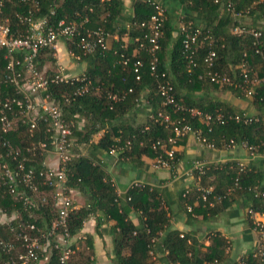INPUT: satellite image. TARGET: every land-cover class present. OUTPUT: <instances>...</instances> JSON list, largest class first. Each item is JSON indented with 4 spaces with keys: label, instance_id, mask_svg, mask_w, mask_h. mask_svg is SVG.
<instances>
[{
    "label": "trees",
    "instance_id": "16d2710c",
    "mask_svg": "<svg viewBox=\"0 0 264 264\" xmlns=\"http://www.w3.org/2000/svg\"><path fill=\"white\" fill-rule=\"evenodd\" d=\"M37 1L38 11L35 10L31 2L21 0L4 2L3 18L8 20V25L14 36L26 34L27 25L21 23L18 16L25 15L28 11L33 12L35 18L54 11V15L50 19L52 22L64 19L67 22L79 23L80 17L83 16L87 18V23L84 24L80 32H84L85 29H96L106 34L107 38L108 35H117V40L112 47L108 46L106 38V49H99L91 53H85L77 45V37L64 41L65 49L72 58L87 63V69L81 74L91 81V88L87 93L74 96L75 90L82 86L81 83L68 82L50 86L52 98L60 104L63 118L71 128V140L75 144L73 152L78 155L67 163L68 187L86 196L85 205L73 209L69 213L67 226L70 236L73 237L79 233L91 213L95 210H102L106 219L115 221L112 228L113 258L111 261L113 264H157L156 256L163 254H165V264H219L223 257L219 238L214 235L212 244L204 252H201L194 242H188V237L181 235L178 231H168L161 238L160 233L165 231L169 221L166 212L162 209L157 192L150 185H131L126 191L122 203L114 184L103 168L94 159L82 156L77 147L80 144H89L93 135L103 130L100 139L95 144H91L93 148L107 153L116 149L120 158L136 164H140L142 156H147L154 161L159 154H162V150L160 148L152 149V142L167 140L173 136L171 126L165 127V122L159 117V114H166L170 120L184 119L185 123L199 129L201 135L206 138L207 144L214 147L218 143L214 142L212 137L215 134L220 135L228 132V135L224 137L227 140L226 146L230 145V141L236 144L247 142L249 144L256 143L258 148L264 149V133L262 132L264 116L262 115L258 116L259 122L250 125L233 122L224 125L214 124L209 132L198 118L191 117L187 112L188 109L209 113L223 112V108L218 103L205 104L202 100L197 101L192 95L194 91H207L220 86L210 81L207 76L208 71L226 76L233 82L241 80L242 66L247 70L250 78L264 76V0H233L232 2L234 11L241 12L245 17L252 19L251 24L246 23L243 19L240 23L246 28L259 31L260 35L257 38L248 34L237 36L232 33V28L237 22L225 9V0H220L219 3H215V0H180L185 13H202L205 16V22L203 26H196L193 23H189V25L187 23L190 18L184 16L185 26L189 25L193 33L194 30H199L190 50L185 51L182 45L184 36L182 31L173 37V28L169 25V20L165 19L161 36L158 39L156 72H152L150 69L153 55L149 52L146 36L149 34L148 21L153 14L151 2L162 4L160 0H135L132 4V17L127 20H124L122 16L123 5L120 0ZM125 21H127V27L121 28L120 24ZM116 29H119V32H116ZM124 34L128 37L127 43L121 41ZM140 42L143 43L142 48L139 47ZM209 51H213L215 54L210 69L204 62ZM52 54H54L52 48L43 49L39 53L36 62L39 70L42 69L45 62L52 64L56 62L55 58L51 57ZM189 54H191V61L186 58ZM137 63L140 64L137 66L138 80L134 73ZM6 73V61L0 53V115L5 113L12 121L14 117H17L16 126L5 135V138L11 143L13 149L17 150V161H22L26 168L32 167L39 170L45 160L46 153L48 150H52L49 144L46 150L39 147L40 141L49 142L48 120L44 117H35L36 126L30 130L28 120H23L16 113L14 105L9 104L13 113L2 107L6 99L11 100L13 97H18L17 88L5 81ZM162 74L164 77L161 79L171 83L175 101L182 108L178 109L162 104L157 89L159 77ZM221 87L225 91L238 93L240 96L244 94L232 86L223 85ZM129 90L131 91L129 92ZM255 90L252 100L264 107L263 93L258 87ZM143 91H147L144 100L146 105L143 107L148 108L147 121L140 126L122 123L120 120L125 112L141 102L140 93ZM113 94L121 99L112 101L108 95ZM227 110L229 111L224 112L232 114L233 111ZM79 121H83L81 129L78 128ZM184 137L178 138L174 146L180 143ZM169 147L166 146V148ZM174 156L175 162L172 167L177 161L176 154ZM16 160L13 161L6 147L0 145V165L7 164L14 167ZM211 169L213 168L207 166L201 178L206 176ZM238 170L236 167L229 186L223 192L218 194L214 190L215 195L222 197L219 202L214 200L215 204H221L229 199L230 194H227V190L233 187L237 180L242 188L237 190L240 193H247L253 200V205L249 209L261 211L263 201L254 197L253 193L247 191L246 188L256 185L264 188L255 183L247 185L246 181L249 175H244L246 171L239 172ZM23 191V196L29 199L28 205L24 204L23 199H15V196L6 187L0 186V212L6 215L8 220L6 223H0V264H20L17 255L23 251L22 242L15 239V233L26 232L33 236H40V243L44 244L45 239L42 238V235L48 233L51 224L57 218L51 189L39 185L38 194H33L27 188ZM187 197L188 194L185 199ZM195 198L201 206H209L212 202L211 199L201 202L198 193ZM187 206L190 205L187 204L186 209ZM129 207L140 213L139 225H134L129 220L127 215ZM247 216L249 217L248 214ZM30 225H33L36 230H30L28 227ZM2 243L11 244L13 248L7 250L3 248ZM87 246L91 253L92 246L89 240ZM151 251L152 254H150ZM37 253L36 261L28 264H59L56 249L49 250L47 246L45 250L41 248ZM73 255L68 264H89L91 262L88 255L73 263L75 260ZM240 261L249 264L253 259L249 254L234 264H239Z\"/></svg>",
    "mask_w": 264,
    "mask_h": 264
},
{
    "label": "built area",
    "instance_id": "2783aa9c",
    "mask_svg": "<svg viewBox=\"0 0 264 264\" xmlns=\"http://www.w3.org/2000/svg\"><path fill=\"white\" fill-rule=\"evenodd\" d=\"M6 1L0 0V53H2L6 61L7 73L5 81L10 82L17 88L18 97H13L11 100L6 99L2 107L13 113L9 104L14 105L17 111L16 113L23 120H28L30 130H33L36 126L35 117H44L48 120L47 134L49 142L40 141L39 147L46 150L49 144L57 160L56 167L47 166L42 163V167L39 170L32 167L26 168L22 161H17V150H14L11 143L5 138V135L13 128L12 120L5 113L0 115V145L6 147L13 161H17L14 167H10L7 164L0 165V186L6 187L15 196V199H23L25 205L29 204V199L23 196V189L27 188L33 194H38L39 185L47 187L52 190V196L57 210L56 220L51 224L48 233L42 235V238L45 239L44 244L40 243V236H33L26 232L15 233V239L22 242L21 247L23 249L17 255V260L20 264H28L36 261L37 251L41 248L45 250L48 246L49 250L56 249L58 251L59 264H68V261L74 254V248L72 237L68 231L67 219L69 213L74 209V205L71 194L72 190L68 187L66 169L67 163L78 155L73 152V146L75 144L71 140V128L63 118L60 104L52 98L50 86L68 82L81 83L82 86L74 92V96H81L89 91L91 81L81 75L68 76L64 73L62 67H58L55 73L48 75L38 69L36 62L39 53L43 49H55L56 44L60 41L72 40L74 37H77V45L85 53H91L99 49L105 50L107 35L96 29H85L84 32H80L84 24L87 23V18L83 16L80 17L79 23L73 21L67 22L64 19L52 22L50 19L54 15V11H50L48 15H41L38 18L34 17L33 12L28 11L27 14L18 16L19 21L27 25L26 34L23 36H14L8 25V20L3 18L4 2ZM21 1L31 2L35 10H39L37 0ZM219 2L220 0H215V3ZM232 2L233 0H225L224 3L225 9L231 13L233 19L237 22L232 28V33L237 36L248 34L253 38H257L260 35L259 31L253 28H246L240 23L245 16L243 13L233 10ZM151 5L153 6V14L148 21L149 34L146 36V40L149 44V52L153 55L150 61V69L152 72H156L158 62L156 52L159 50L158 39L161 36L163 23L166 19V8L159 2L152 1ZM181 31L184 35L182 40L183 48L185 51H189L191 44L197 38L199 30L196 29L193 33L188 25L183 27ZM139 47L142 48L143 43L140 42ZM214 55L213 51H209L204 59L208 69L212 66ZM186 58L191 61V54ZM139 65L137 63L134 69L136 80L139 79L137 67ZM207 76L212 83L220 86H232L241 90L247 97H252L257 87L264 95V76L261 78H250L244 66L241 68V80L237 82H233L228 77L211 71L207 72ZM163 77V74L159 77L157 85L162 104L165 106L171 105L178 109L182 108L175 101L171 83L168 80H162L161 78ZM108 98L112 101L121 99L115 94L108 95ZM187 112L191 117L198 118L209 132L212 130L214 124L224 125L228 122H233L235 124L250 125L254 122H259L258 116H250L246 113L231 114L220 111L209 113L197 109H188ZM159 117L165 122V127L171 126L173 136L167 138V140L152 142V149L156 150L160 148L162 150V154H159L157 159L153 161V166L156 169H173L172 165L175 162L174 144L178 138L184 137L187 134H193L201 144L207 145L209 148H214L213 145L207 144L206 138L201 135L199 129L193 128L190 124L185 123L184 119L170 120L166 114H159ZM262 132L264 133V122ZM239 144L250 152H254L258 147L248 145L247 142H241ZM167 145L170 147L166 148ZM235 145L236 143L230 141V147H234ZM115 152H117L116 149L111 150L109 153ZM206 167V164L193 161L187 173L196 176L200 180ZM238 169L239 172H243L244 165L238 164ZM141 185L133 184V186ZM237 189L240 190L242 188L239 186L238 181L235 180L233 187L227 190V194H231ZM246 189L252 192L254 197L263 201L261 211H254L253 209L247 210V214L253 225V230L257 234L255 248L250 253L253 261L249 264H264V189L258 185L249 186ZM196 190L201 202H207L209 199H214L219 202L222 199V197L214 194V189L211 186H199ZM186 194H188V191H184L182 195L186 196ZM187 211L191 212L192 208L187 206ZM0 215V223H6V221L2 220L7 218L6 215L3 213ZM28 227L30 230H36L33 225ZM2 246L7 250L13 248V245L8 243H2ZM150 254H152V251ZM239 264H244V262L240 261Z\"/></svg>",
    "mask_w": 264,
    "mask_h": 264
},
{
    "label": "crops",
    "instance_id": "0c3cea01",
    "mask_svg": "<svg viewBox=\"0 0 264 264\" xmlns=\"http://www.w3.org/2000/svg\"><path fill=\"white\" fill-rule=\"evenodd\" d=\"M120 1L123 5L122 16L124 20H127L132 17V4L135 0ZM160 1L166 8V19L169 20V25L173 28V37H176L185 27L184 21L181 20L184 16L190 18L187 24L204 25L205 16L197 12L185 13L180 0ZM123 26L127 27V21L120 24L121 28ZM116 32H119V29H116ZM116 40V34L108 35V46L112 47ZM121 41L125 43L129 41L126 34L121 37ZM59 48L65 49L64 41L56 44V52ZM78 66L82 68L81 75L87 69V63L80 62ZM65 74L74 75L67 72ZM192 95L197 101L202 100L205 104L218 103L223 108V112H228L227 109H230L233 111L232 113L241 112L250 116H264V107L258 105L252 100V97L225 91L221 86L210 88L207 91H194ZM140 96L141 102L125 112L120 120L122 123L140 126L147 121L148 108H143L146 105L144 100L147 91L141 92ZM77 124L79 129L83 128V121H79ZM114 124L117 125V123ZM103 132L102 130L93 135L89 144H80L77 147L79 153L94 159L103 168L114 184L122 203L126 191L135 183L150 185L157 192L162 209L166 212L169 221L165 231L160 233L161 238L168 231H178L181 235L188 237V242H194L201 252H204L212 244L215 235L221 241L223 249V257L219 264H234L252 252L256 245L257 234L253 230L251 219L247 216V210L253 205V200L247 193L235 190L229 195V199L221 204H215L214 199H211L213 203L211 202L209 206H201L195 196L199 186H211L218 194L223 192L229 186L238 164L244 165V172L246 171L244 175H249L246 181L247 185L255 183L264 188V149L258 148L256 143H248V145L257 147L254 152H250L239 143L234 147L226 146L227 140L224 137L228 135V132L220 135L215 134L212 137L213 141L218 143L214 148L201 144L193 134H188L173 147L177 157L173 169H156L153 166V159L147 156H142L140 164H136L123 160L117 152L107 153L93 148L91 144H95ZM47 159L45 157L43 162L45 165L57 166L56 157L49 160L50 162H47ZM193 161H199L213 169L199 180L196 176L187 173ZM184 191H188L187 199L182 195ZM71 194L74 210L85 205V195L73 190ZM187 204L192 208L191 213L186 209ZM127 215L134 225H139V212L129 207ZM114 225L115 221L106 219L102 210H95L91 213L79 233L72 237L75 259L73 263L89 255L91 260L89 264H113L111 260L113 258L112 228ZM88 240L92 246L91 253L87 246ZM156 258L157 264H165V254L157 255Z\"/></svg>",
    "mask_w": 264,
    "mask_h": 264
},
{
    "label": "rangeland",
    "instance_id": "374dc122",
    "mask_svg": "<svg viewBox=\"0 0 264 264\" xmlns=\"http://www.w3.org/2000/svg\"><path fill=\"white\" fill-rule=\"evenodd\" d=\"M181 20H183V19H181ZM243 20L246 21V23H248V24L249 23L250 24L252 23V19L251 18L245 17V18H243ZM260 25H261V23H260ZM63 49L64 48H62V49L59 48L58 52H56V50L54 49V54H52L51 57L55 58L56 62L54 64H52L50 62H45L42 65V69H40V70L42 72L46 73V74H51V73H55L56 70L58 69V67H62V68H64L65 72H67L68 74H74L72 76L80 75V72L82 70L81 66H78L80 64V61H78L75 58H72L67 53V51L65 52L66 49H64V50ZM16 118L17 117H14L13 118V121H12L13 127L16 126V122H17V119ZM73 149H75V146L73 147ZM47 157H49V159H47ZM53 158L55 159L54 152L52 150H48V153H46L47 162H50L49 160H51ZM11 218H13V217H11ZM2 220L8 222L7 221V218L6 219H2Z\"/></svg>",
    "mask_w": 264,
    "mask_h": 264
}]
</instances>
